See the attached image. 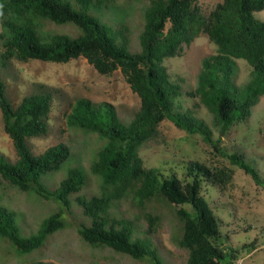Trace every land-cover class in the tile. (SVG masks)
<instances>
[{
  "label": "trees",
  "instance_id": "1",
  "mask_svg": "<svg viewBox=\"0 0 264 264\" xmlns=\"http://www.w3.org/2000/svg\"><path fill=\"white\" fill-rule=\"evenodd\" d=\"M111 2L0 0V62L9 57L68 62L82 56L101 74L120 69L140 99L139 108L128 122L119 118L110 102H93L85 97L74 100L66 115L67 125L95 133L103 140L85 169L82 165H67L70 153L63 143L32 153L27 140L47 133L51 91L41 88L24 95L14 106L0 76L3 129L16 152L13 162L0 154V176L21 191L51 197L61 206L68 207L70 201H75L84 217L78 233L90 246L108 247L136 260L149 258L152 264H168L158 257L150 238L140 236L133 222L118 214L115 202L131 198L148 218V230L159 218L147 212L149 205L175 210L177 244L188 252L185 264H234V255L220 240L219 220L201 194L202 177L223 185L228 172L192 161L188 177L183 180L176 174L147 167L138 152L166 119L187 133H199L205 141H212L209 125L201 118L189 110L174 109L183 91L178 81L170 79L164 64L166 58L180 55L182 45L201 32L216 45V52L201 60L196 85L187 94L198 96L211 113L213 125L223 134L251 114L264 95V21L254 16L264 8V0H221L207 15L197 0H148L143 8L138 49L131 48L130 29L125 22L115 25L103 19ZM47 24H69L77 32L71 35L50 30ZM237 59L251 67L248 78L239 84L235 81ZM229 159L260 182L256 169L241 155L232 152ZM61 169L65 176L58 185L46 188L42 177ZM90 176L97 179L98 191L80 193ZM64 226L61 207L43 218L35 233L24 236L13 212L0 205V237L18 251L44 246L48 236ZM254 244L252 241L243 247L249 249Z\"/></svg>",
  "mask_w": 264,
  "mask_h": 264
},
{
  "label": "rangeland",
  "instance_id": "2",
  "mask_svg": "<svg viewBox=\"0 0 264 264\" xmlns=\"http://www.w3.org/2000/svg\"><path fill=\"white\" fill-rule=\"evenodd\" d=\"M219 1L197 0V4L207 15ZM147 3L148 0H112L103 15L104 20L115 25L120 22L128 25L132 49H138L143 8ZM254 16L264 21V8L254 12ZM47 27L71 35L77 32L69 24H47ZM2 31L0 24V33ZM2 41L3 37L0 36V53L3 51ZM215 52L216 45L206 33L201 32L192 42L182 45L180 55L164 60L170 79L178 81L183 91L174 109L189 110L195 117L201 118L209 125L212 141H205L199 133H187L166 119L158 125L156 135L140 146L138 153L147 167L157 168L167 175L176 174L183 180L188 177V165L192 161L210 169L228 172V180L223 185L202 177L201 194L219 220L220 240L225 250L234 255V264H264V95L260 96L246 119L233 125L226 133H221L213 125L211 113L198 96L187 94L196 85L201 60ZM250 69L244 60H236L237 84L248 78ZM0 76L5 83L6 95L14 106L24 95L41 88L51 91L47 133L31 137L27 143L33 154H39L57 143L65 144L70 153L68 166L82 165L88 169L103 142L95 133L67 125L66 115L76 98L110 102L123 122L133 117L140 104L139 96L131 90L120 69L101 74L82 56L68 62L23 61L9 57L0 62ZM232 152L241 155L256 169L260 182L231 163L229 154ZM0 154L10 162L16 159L12 140L3 129L1 111ZM63 176V169L48 173L42 177V183L46 188L54 189ZM97 191L98 181L90 176L80 193L92 194ZM129 199L115 202L118 214L129 218L140 236L150 238L162 261L185 264L188 252L177 244L179 229L175 210L165 205H149L147 212L159 218L152 230H148V218ZM0 205L13 212L19 232L24 236L35 233L43 218L61 207L65 221L64 228L50 234L44 246L30 251H18L11 242L0 237V264H30L37 261L51 264H152L149 258L136 260L108 247L88 245L78 233L84 217L75 201H70L68 207L61 206L51 197L46 199L30 191H21L0 176ZM252 241L254 246L249 249L243 247V244Z\"/></svg>",
  "mask_w": 264,
  "mask_h": 264
}]
</instances>
